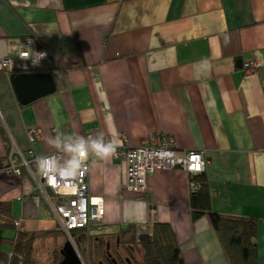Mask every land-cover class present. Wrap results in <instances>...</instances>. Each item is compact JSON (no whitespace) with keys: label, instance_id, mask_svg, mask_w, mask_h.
Listing matches in <instances>:
<instances>
[{"label":"crops","instance_id":"obj_1","mask_svg":"<svg viewBox=\"0 0 264 264\" xmlns=\"http://www.w3.org/2000/svg\"><path fill=\"white\" fill-rule=\"evenodd\" d=\"M252 59L261 67L247 74ZM46 71L55 91L20 104L10 75ZM30 129L42 141H30ZM99 132L130 147L166 133L178 149L206 150L213 208L256 218V264H264V0H0V160L14 148L55 152L46 141L57 134ZM17 168L0 173V201L10 203L16 228L59 230L52 191ZM87 178L103 206L88 231L102 239L77 230L75 243L87 235L103 256L112 237L102 232L128 224L148 232L156 220L171 225L185 264H227L209 220H191L186 172L157 170L133 194L123 160L91 157Z\"/></svg>","mask_w":264,"mask_h":264},{"label":"built area","instance_id":"obj_2","mask_svg":"<svg viewBox=\"0 0 264 264\" xmlns=\"http://www.w3.org/2000/svg\"><path fill=\"white\" fill-rule=\"evenodd\" d=\"M20 55L29 58L25 50H22ZM36 55L34 59L39 63L46 56V52L41 50ZM11 64L14 65L12 59L4 60L1 66L9 67ZM260 66L261 63L257 59L243 63L246 73H254ZM27 135L30 141H42V134L38 130L30 129ZM122 139L125 143L124 136ZM205 152L198 149L179 150L172 135L158 133L143 136L139 144L134 147L120 145L113 157L124 161L126 189L130 192L144 193L147 189L148 177L157 170L177 168L186 172L188 176L203 172L207 164ZM26 154L28 160H25L21 152L14 148L11 156L0 160V171L8 169V172L16 173L18 166L25 167L39 187L44 186L52 191L58 197V201L52 205V208L61 230L68 232L75 228H89L91 221L99 222L102 219L101 198L89 194L87 178L89 167L75 176L42 175L37 171L34 162L37 157L43 155L36 154L32 149ZM49 154L60 156L56 151ZM190 189L191 192L196 190L192 181H190Z\"/></svg>","mask_w":264,"mask_h":264},{"label":"trees","instance_id":"obj_3","mask_svg":"<svg viewBox=\"0 0 264 264\" xmlns=\"http://www.w3.org/2000/svg\"><path fill=\"white\" fill-rule=\"evenodd\" d=\"M1 134L6 150L9 148L10 151L11 148L10 144H8L7 136H4L3 132ZM9 151L8 155L3 158L11 156ZM23 156L25 160H28L27 154ZM189 179L196 186V190L190 194L189 199L191 220L196 221L201 217H206L209 220L219 240L227 264H256V218L254 216L223 215L217 212L211 202V188L205 172L195 173L189 176ZM45 193L51 201L52 197L48 196L46 191ZM10 213V203L6 200L0 201V243L3 241L9 242L8 249L0 248V264H34L36 261L34 255L36 257L37 250L35 248L34 251L33 242L42 235H49V233H53L56 238L57 233L61 232L62 242H58L57 238L54 241L51 259L52 264H58L62 258L60 253L61 244L66 240V237L63 238L64 234L62 230L59 228V230L55 231L24 232L16 228V221L11 217L12 213ZM3 228H13L14 231L10 235H3L1 233ZM80 230L85 231L84 233L89 235L90 238L95 236L89 233L88 228ZM139 230L140 227L137 228L135 224H128L113 228V230H110L111 232H107L109 230H106L100 235L119 236L120 243L135 246L136 239L140 233ZM149 232L151 233L149 241L142 243L141 264H185L180 246L169 223L153 220Z\"/></svg>","mask_w":264,"mask_h":264},{"label":"clouds","instance_id":"obj_4","mask_svg":"<svg viewBox=\"0 0 264 264\" xmlns=\"http://www.w3.org/2000/svg\"><path fill=\"white\" fill-rule=\"evenodd\" d=\"M46 142L56 153H63V157L56 154L37 157L34 163L42 175L75 176L89 167L91 157L101 161L107 160L116 154L120 146L114 140H106L103 132L95 136L57 134L55 137H49ZM54 197L55 204L58 197Z\"/></svg>","mask_w":264,"mask_h":264},{"label":"rangeland","instance_id":"obj_5","mask_svg":"<svg viewBox=\"0 0 264 264\" xmlns=\"http://www.w3.org/2000/svg\"><path fill=\"white\" fill-rule=\"evenodd\" d=\"M166 134V133H165ZM178 149V148H177ZM182 150V149H179ZM9 170H4L0 171L1 174L3 175H11V172H8ZM133 194H140L138 192H130ZM48 196L51 197V195L48 193ZM59 227V226H58ZM61 230V229H60ZM14 231L13 228H3L2 229V234L3 235H10ZM52 231V230H51ZM45 232V231H43ZM66 236L64 235L63 238ZM87 235L81 240V244L79 245L78 243H73L74 249L78 253L79 257L82 259L83 264H99L100 261L105 262L104 256L98 252V254H95L94 251L97 249L95 245L93 244V240H88ZM95 237H99V240H101V236L95 235ZM67 238V237H66ZM146 236H144L142 239L143 241H146ZM56 240L55 235L53 233H49V235H42L40 238L36 239L33 242V249L35 251V248L37 250L36 252V261L34 264H52V260L48 259L49 255L52 254L53 247H54V241ZM77 240V238H76ZM74 238V241L77 242ZM65 242V241H64ZM64 242L61 244V248L64 244ZM89 242V243H88ZM9 242H1L0 243V248H9ZM72 243V242H71ZM110 247H109V252L112 254L113 257H115L116 253L113 250V246L115 245V239L112 237L109 240ZM142 242L137 241L134 246V251L132 254L126 253V256L130 259V261L133 262V264H141V258H142V252H143V247L141 245ZM93 244V245H92ZM101 242L97 243V247H100ZM104 246L100 248L101 251L104 250ZM104 253V252H103ZM125 253V252H124ZM35 256V255H34Z\"/></svg>","mask_w":264,"mask_h":264},{"label":"water","instance_id":"obj_6","mask_svg":"<svg viewBox=\"0 0 264 264\" xmlns=\"http://www.w3.org/2000/svg\"><path fill=\"white\" fill-rule=\"evenodd\" d=\"M36 47L41 46H39L38 43ZM10 85L17 101L22 105L28 104L45 95H49L53 93L56 88L53 74L49 71L11 74ZM205 170L203 172H205ZM144 234L147 237L149 236L148 233ZM143 237V234L138 235L139 240ZM60 253L62 259L58 264H83L70 241L64 242Z\"/></svg>","mask_w":264,"mask_h":264},{"label":"flooded vegetation","instance_id":"obj_7","mask_svg":"<svg viewBox=\"0 0 264 264\" xmlns=\"http://www.w3.org/2000/svg\"><path fill=\"white\" fill-rule=\"evenodd\" d=\"M143 229L144 228H142V229L140 228L139 234H143V236H145L144 233H148V232H144ZM149 234L150 235L148 236V238H146V241H143L142 238H141V240H139L138 238L136 240L139 242H142V243L148 242L150 237H151L150 232H149ZM114 239H115V243H114L115 245L113 246L114 247L113 250L116 253L115 257H113L112 254L109 252V247H110L109 240L110 239L108 241L104 240L105 250H104L103 256L105 257V262L100 261L99 264H133V262L130 261V259L126 256V253H128V254L132 253L134 251V246L132 244L129 245V244L120 243L119 236L114 237ZM142 243H141V245H142Z\"/></svg>","mask_w":264,"mask_h":264},{"label":"bare ground","instance_id":"obj_8","mask_svg":"<svg viewBox=\"0 0 264 264\" xmlns=\"http://www.w3.org/2000/svg\"><path fill=\"white\" fill-rule=\"evenodd\" d=\"M81 228H75V229H71L69 230L68 232H65L62 230L63 234L67 237L65 241H70L73 243H75L74 241V233L77 231V230H80ZM87 229V228H86ZM80 258V257H79ZM62 259V258H61ZM81 259V258H80ZM81 262L83 263L82 259H81Z\"/></svg>","mask_w":264,"mask_h":264}]
</instances>
